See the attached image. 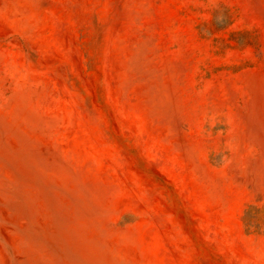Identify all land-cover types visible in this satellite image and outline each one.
Wrapping results in <instances>:
<instances>
[{"label":"rangeland","instance_id":"374dc122","mask_svg":"<svg viewBox=\"0 0 264 264\" xmlns=\"http://www.w3.org/2000/svg\"><path fill=\"white\" fill-rule=\"evenodd\" d=\"M0 264H264V0H0Z\"/></svg>","mask_w":264,"mask_h":264}]
</instances>
